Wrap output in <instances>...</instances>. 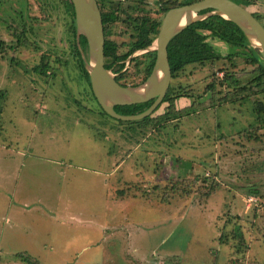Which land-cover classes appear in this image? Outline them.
Masks as SVG:
<instances>
[{"label":"rangeland","instance_id":"obj_1","mask_svg":"<svg viewBox=\"0 0 264 264\" xmlns=\"http://www.w3.org/2000/svg\"><path fill=\"white\" fill-rule=\"evenodd\" d=\"M19 1L0 0V264H30L15 252L40 264H264V90L241 86L255 66L246 49L202 30L234 55L171 77L168 95H182L166 115L171 98L148 122L117 121L83 89L60 2ZM123 1L127 12L107 24L118 53L141 17L161 18L167 4H104ZM234 1L264 27L258 1ZM8 16L23 26L19 39ZM149 59L132 56L119 81L138 82ZM225 72L240 83L218 80Z\"/></svg>","mask_w":264,"mask_h":264},{"label":"water","instance_id":"obj_2","mask_svg":"<svg viewBox=\"0 0 264 264\" xmlns=\"http://www.w3.org/2000/svg\"><path fill=\"white\" fill-rule=\"evenodd\" d=\"M73 8L74 38L83 67L87 72L93 96L108 115L121 119H139L150 114L160 103L168 87L170 71L167 63L166 45L169 39L188 24L210 15H219L234 22L243 33L247 45L255 49L264 62V27L244 6L234 0H192L168 7L160 18L155 36L150 43L132 49L123 59L118 71L103 65V27L96 0H70ZM86 40V52L78 37ZM152 51L153 62L147 75L137 83L121 84L115 76L136 54ZM152 98L142 110L120 113L113 109L115 104L143 102Z\"/></svg>","mask_w":264,"mask_h":264},{"label":"trees","instance_id":"obj_3","mask_svg":"<svg viewBox=\"0 0 264 264\" xmlns=\"http://www.w3.org/2000/svg\"><path fill=\"white\" fill-rule=\"evenodd\" d=\"M96 1H97L99 10H100L101 23L103 27V36H104L103 48H102L103 65L105 67H111L113 64H115L114 70H118L123 65L122 59L132 49L150 43V41L152 40V38L155 36L157 32V29L160 23V17L159 18H149L146 16H142L138 24L135 25L136 31H135L134 39L132 41V46L126 51L118 53L117 46L123 45V42L116 43L112 39L108 38L107 24L115 20L119 12L126 13L127 10H125V8H128L130 5L128 3H124L123 1L121 6H119L118 3H115L113 6H110V3L105 5L104 0H96ZM246 2L250 4L249 1L246 0ZM26 3H27L26 0L19 1L20 6L25 5ZM182 3L183 2L179 0H167V4L163 7H159L158 11L161 10V12H164L168 7L179 5ZM237 3L241 4L240 2H237ZM65 10L69 18V23H68L69 26H68L67 31H69L71 35V40H69L70 44L68 46L69 55L72 56L74 64H75V68L81 76V82H82L83 89L85 91H88L90 97L96 101L95 97L93 96L91 92L88 75H87L86 70L83 67V62H82L77 44L75 42L73 8H72V4L70 0H65ZM18 17L19 19H22L21 9L18 12ZM6 19H7V24H6L7 28L10 29L11 26L13 25L15 28H13L12 35H14L16 38L19 39L20 36L23 34L21 32L24 31L22 24L20 26V29H18L17 26L14 25L13 18L11 16H8ZM202 30H205L210 35L215 36L216 38L220 40H223L226 44H228L232 48L242 47L246 49V52H244L246 61L248 63H254L255 66L252 69V73H250L246 78L241 80L243 81L241 86L244 87L245 83H248L251 86L252 85L257 86L258 87L257 92H262L264 90V62L260 59L258 52L252 47L247 45L246 39L243 33L241 32V30L239 29V27L231 20L225 19L219 15H210L204 19L194 21L188 24L181 31H179L178 33H176L169 39L166 45V51H167V63H168L170 75L172 76L175 75L188 63H193V62L203 63L208 60L212 61V60L220 59V58H230V55L233 54V52H231L230 50L227 52H225L226 50L223 52H220L216 50L215 48H213L211 42L206 40V33L202 32ZM78 44L80 48L84 52H86V40L83 35H79ZM1 48L2 47L0 44V49ZM147 54H149L150 59H149L148 64L145 66V71L141 79H143L147 75V73L150 70L151 64L153 62L154 52L148 51ZM48 64L49 62L45 60L41 63L40 66L37 65L35 66V68L38 71L43 72L44 68ZM119 74L120 72L115 77V79L119 83L124 84L123 82L119 81L118 79ZM218 80L220 81L225 80L229 84H232V85H236L240 83V81L238 80V77L233 75L230 72L223 73L222 77L218 78ZM168 92L169 90L166 92L164 97L161 99V102L156 106V108H158L159 105L162 103V101H168V98H171V101H168V103L164 105V109L160 113L162 116L166 115L169 112V108L171 107L170 105L173 103V98L177 95H182L181 92H176L172 97L168 95ZM186 94L188 95V93ZM151 100L152 98L145 100L143 102H137V103L115 104L113 105V109L120 113H134V112H138L142 110L143 108H145L151 102ZM97 105L101 113L108 115L102 110V108L100 107L98 103ZM254 106H255L256 112L259 113L262 110L263 102H261V100L257 98L255 99ZM154 110L150 114L142 118L125 120V121L126 122L128 121L129 122H140V123L148 122L151 120L152 117L155 116V115H152ZM187 111H184V112H187ZM184 112H181V113L173 112V115L171 118L177 117L178 115ZM115 119L117 121H123L121 119H117V118ZM262 123L264 124V120L262 121ZM248 137L249 136H247V138ZM258 137L259 135L257 136L256 134H254L251 138L252 140L255 141L258 139ZM248 189H249L248 191L251 193L258 194V195L260 194V190L257 188L256 189L248 188ZM22 254L25 255L24 253ZM14 256L18 257L21 260H25L29 262L30 264H40L36 259L29 257L27 254L25 256H22L20 253L15 252Z\"/></svg>","mask_w":264,"mask_h":264},{"label":"flooded vegetation","instance_id":"obj_4","mask_svg":"<svg viewBox=\"0 0 264 264\" xmlns=\"http://www.w3.org/2000/svg\"><path fill=\"white\" fill-rule=\"evenodd\" d=\"M58 1L60 2V3H59V6H62L63 11L65 12V11H66V10H65V0H58ZM65 13H66V12H65ZM1 21H2V23H4V26L6 27V29H8L7 26H6L7 21L5 22V19H2ZM27 30H28V29H27ZM28 31H29V30H28ZM8 32H9V33L11 32V34H12L13 29L8 30ZM2 39H3V38H2ZM15 39H16V38H15ZM0 44H1V47H3L1 41H0ZM1 49H2V48H1ZM119 69H120V68H119ZM119 69H118V70H119ZM118 70H114V71H118ZM118 73H119V72H118ZM118 73L116 74V76L118 75ZM116 76H115V77H116ZM173 76H175V75H173ZM173 76L170 75L169 79H170L171 77H173ZM140 80H142V79H140ZM140 80H139V81H140ZM139 81H138V82H139ZM135 83H137V82H135ZM130 84H134V83H130ZM168 87H169V81H168ZM168 87H167V89H166V91H165V94H166V92L170 89V88H168ZM165 94H164V95H165ZM163 97H164V96H163ZM163 97H162V98H163ZM160 102H161V101H160ZM162 102H163V101H162Z\"/></svg>","mask_w":264,"mask_h":264},{"label":"crops","instance_id":"obj_5","mask_svg":"<svg viewBox=\"0 0 264 264\" xmlns=\"http://www.w3.org/2000/svg\"><path fill=\"white\" fill-rule=\"evenodd\" d=\"M258 1L257 7L258 11L261 12L260 14H262L263 18H264V0H256Z\"/></svg>","mask_w":264,"mask_h":264},{"label":"built area","instance_id":"obj_6","mask_svg":"<svg viewBox=\"0 0 264 264\" xmlns=\"http://www.w3.org/2000/svg\"><path fill=\"white\" fill-rule=\"evenodd\" d=\"M248 199H249V201H250V200L252 201V200L254 199V196L249 195V196H248Z\"/></svg>","mask_w":264,"mask_h":264}]
</instances>
